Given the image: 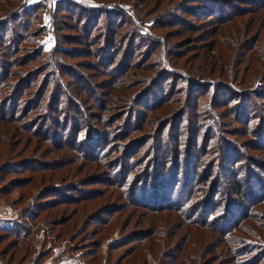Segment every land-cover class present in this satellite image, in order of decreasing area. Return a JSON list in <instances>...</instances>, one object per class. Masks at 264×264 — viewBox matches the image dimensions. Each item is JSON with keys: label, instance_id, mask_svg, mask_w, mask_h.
<instances>
[{"label": "trees", "instance_id": "16d2710c", "mask_svg": "<svg viewBox=\"0 0 264 264\" xmlns=\"http://www.w3.org/2000/svg\"><path fill=\"white\" fill-rule=\"evenodd\" d=\"M122 1L56 0L50 9L44 0H0V203L25 201L0 225V264L52 255V264H206L214 250L232 253L230 264H264V216L253 210L264 205V0H136L133 11ZM43 11L49 51L38 42L49 31ZM42 142L49 152H39ZM31 145L36 157L12 161ZM47 153L58 158L43 160ZM80 165L103 174L82 180L89 185L173 212L223 244H203L206 234L195 232L168 246L173 223L107 241L121 210L113 204L58 222V206L105 197L81 180L7 201L34 175L68 168L74 176ZM24 172L33 176L5 181ZM65 225L68 234L53 233Z\"/></svg>", "mask_w": 264, "mask_h": 264}, {"label": "rangeland", "instance_id": "374dc122", "mask_svg": "<svg viewBox=\"0 0 264 264\" xmlns=\"http://www.w3.org/2000/svg\"><path fill=\"white\" fill-rule=\"evenodd\" d=\"M36 1H40V0H26V4H32L33 2ZM46 2V4L48 5V7H50V9L54 8L55 2L56 0H44ZM78 2H84V3H88V4H92V5H97L99 3V0H75ZM168 0H166L167 2ZM136 3V0H123L122 1V5L123 7L129 9L130 11H133V6ZM51 11V10H50ZM42 18H43V24L48 28V33L41 35V37L38 39V42L40 44V46H42L44 51H49L53 45H54V37H53V33L51 32V26H50V16L49 13L47 11H43L42 13ZM255 28L251 29V32L254 30ZM70 32V31H69ZM34 42H37V40H35ZM33 44V42H32ZM26 46L28 48H30V44L26 43ZM22 54V53H20ZM1 129V126H0ZM14 145V144H13ZM35 146V145H34ZM34 146H29L28 148H24L26 149L25 152H21L20 155H15L14 158L12 159V161L14 162L15 160H18L19 158H24L26 156L29 155L30 151H32L33 156L36 157L35 154V147ZM47 144L42 142L41 145L39 146V152L42 150H45L46 152H49V149L47 148ZM22 147V144L18 145H14V152H17L20 148ZM40 158V157H39ZM43 160H51L52 158L56 159L58 158V154L57 153H47V155H44ZM41 159V158H40ZM42 160V159H41ZM80 162L77 161L75 162V164L73 166H77V164H79ZM87 166L84 165H80L78 166V171L76 173V175L74 176H70L66 173V171H68V168H62L60 171H48L49 174H46L47 176L44 177L43 176H33V173L31 172H24L23 174H17V175H8L7 177H5V181L11 179V178H29V176H33V183L28 186L25 189H12L11 190V194L9 195V197L7 198L8 202H11L10 200H12L13 202H16L17 198L19 195H22L23 197L29 196L32 193H35L38 189H43L44 187H46L49 184L52 183H56V184H69L70 182H75V181H79V180H85L88 177H93L94 175L99 176L102 172L101 170H97L94 172H90L88 170H86ZM48 175H51L50 179H48ZM103 175V174H101ZM80 181V182H81ZM84 184H82L81 186L83 190H88V188L91 189H95L98 188L99 190H101L102 192H105V197L104 198H100L94 201H87L84 202L83 204H79L76 207L74 205L71 204H62L60 206H58L56 208V212L54 214V216H56V220H58V222L62 221H66V219L68 220H72L74 217H78L79 215V211L83 206H85L88 211L87 213H89L90 210H94L95 208H98L100 206H107V205H115V209L116 208H120L121 210L117 211V213L115 214L114 218L111 220L110 226H109V230H108V234H107V241H115V240H119L120 238H122L123 236H125L126 234H130L133 231H137V230H142L145 229L149 226H155L156 228L163 229L166 225H170L171 223L175 224L174 226H172V228H170V242L168 246H171L173 244L178 245L181 244L184 240H186L187 238L190 239L191 237H196L198 234H196L195 232H201L206 234L205 238H203V244H207L210 240H214L216 239V243L217 244H223L222 242H220V239L222 237H220V235H218L217 232H211L209 230H205V229H198L196 226H186V225H182L180 223L179 218L176 217V214L173 212H168V211H160V212H150L148 210H144L142 207H133L131 205H129L125 199L121 198L122 193L120 192L119 189L117 188H104L101 185H97V184H93V185H89L90 183H88V181H82ZM109 194H111L109 196ZM109 196V197H108ZM108 197V198H107ZM117 197V198H116ZM119 197V198H118ZM25 201H23L22 203L18 204L17 207L16 206H12L9 203H0V225H7V222L4 221L6 219L12 218L15 216L16 212L18 211V209L22 206V204L24 205ZM62 203V202H61ZM50 205H47V207H49ZM66 208V209H64ZM54 210V209H51ZM253 210H257L260 212L261 216H264V205L263 202L256 205V207L253 208ZM47 213V212H45ZM44 213V214H45ZM237 216L236 213L233 214V216L231 217V219L235 218ZM56 222V223H58ZM250 220L247 221V219L241 221L239 223V225L237 226V230H235V233L238 234L239 236L245 237L246 235V231H243L244 229H247V224H249ZM178 223V224H177ZM70 224V223H69ZM69 226L65 225L62 227H56V229H54L55 231L53 232L54 234L60 232V231H66V233L68 234V229ZM79 231H73L74 235L73 237H76L78 234L82 235L84 230L78 229ZM72 232V233H73ZM38 238L42 237V232L40 231L38 233ZM64 235H66L65 233H63ZM79 235V236H80ZM214 238V239H211ZM78 240V237L75 241H73L72 244H76ZM104 241V240H103ZM48 245V244H47ZM35 246H38V243L35 244ZM81 247H84V245H80ZM215 246V244H214ZM2 248V245L0 246V249ZM210 248H214V247H210ZM59 247L54 248V254L56 252H58ZM215 252L212 253H208L203 255V260L204 258L206 259V264H230L229 261L231 259L232 253H223V254H219L217 250H214ZM118 254V251L114 252V255L116 256ZM35 255V252L33 253L32 256ZM114 256V257H115ZM53 255L51 257H47L41 264H52V259ZM30 264V263H27ZM60 264H77V260H75V258H70V259H65L62 260L60 262Z\"/></svg>", "mask_w": 264, "mask_h": 264}]
</instances>
